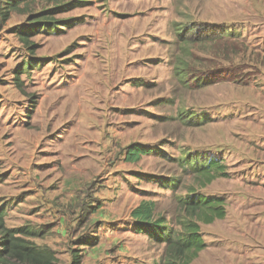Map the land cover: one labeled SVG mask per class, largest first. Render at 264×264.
<instances>
[{"label":"rangeland","instance_id":"obj_1","mask_svg":"<svg viewBox=\"0 0 264 264\" xmlns=\"http://www.w3.org/2000/svg\"><path fill=\"white\" fill-rule=\"evenodd\" d=\"M56 8L33 54L18 32ZM199 33L210 42L190 56ZM132 144L150 152L136 164ZM189 154L221 159L228 176L201 187L178 162ZM189 189L227 203L224 220L201 225L207 248L192 264H264V0H28L0 15L8 229L32 232L57 264L78 251L83 264H154L164 246L135 233L130 213L155 202L171 224Z\"/></svg>","mask_w":264,"mask_h":264},{"label":"trees","instance_id":"obj_2","mask_svg":"<svg viewBox=\"0 0 264 264\" xmlns=\"http://www.w3.org/2000/svg\"><path fill=\"white\" fill-rule=\"evenodd\" d=\"M27 1L3 0L0 15L4 19L10 18L11 13L16 12ZM56 10L58 8L29 17V27L18 32L21 42L33 54L34 45L31 44L30 39L40 32L42 24H44V28H49V26L55 24L49 14ZM201 36V33L196 34L194 38L192 37L186 41L187 43L184 42L183 50L190 55V47L193 45L201 44L200 46L206 48V44L210 41L204 40ZM239 50L238 43L233 44L231 48L229 47L227 54H224V56H228L224 57L227 58L226 61L228 60L231 63L232 58L240 54ZM189 68V64L182 61L178 63L176 74L183 83L188 82L187 77L189 78L191 74ZM17 74L19 88H22L20 76L24 74L23 69ZM192 81H194L192 84L199 87L211 83L210 80L199 78ZM182 117L184 118V115ZM149 153L148 148L139 144H132L126 148L125 160L130 164H136ZM178 162L185 174L194 177L201 184V187L211 184L218 178L228 176L227 166L224 165L221 159L189 154ZM169 180V183L172 182L171 190L175 192L179 190L178 187L182 184L181 179ZM187 192L186 197L176 198L178 211L176 216L172 218L171 224L159 212L158 205L155 202H143L130 213L131 224L135 233L146 236L153 245L164 246L160 261L154 264H192L207 248L201 232V225H210L215 221L226 218L227 203L224 199L197 195L192 189L187 190ZM5 218L4 210L0 208V264H57L53 251L42 249L28 240L33 237L32 232L8 229ZM96 244L97 241L88 243L91 247ZM71 264H83V256L79 251L73 253Z\"/></svg>","mask_w":264,"mask_h":264}]
</instances>
